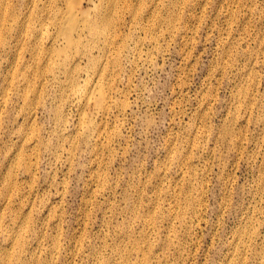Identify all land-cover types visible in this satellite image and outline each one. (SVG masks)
Masks as SVG:
<instances>
[{"label":"rangeland","instance_id":"obj_1","mask_svg":"<svg viewBox=\"0 0 264 264\" xmlns=\"http://www.w3.org/2000/svg\"><path fill=\"white\" fill-rule=\"evenodd\" d=\"M256 230L264 0H0V264H255Z\"/></svg>","mask_w":264,"mask_h":264},{"label":"bare ground","instance_id":"obj_2","mask_svg":"<svg viewBox=\"0 0 264 264\" xmlns=\"http://www.w3.org/2000/svg\"><path fill=\"white\" fill-rule=\"evenodd\" d=\"M69 13H70L69 11L62 12L59 11L58 9H55L52 14L53 20L55 21H60V19L63 16V18L61 19L63 20L61 26V35L64 40V45H65L64 47H68V49L65 50L64 52L59 51V54L61 56L66 55L68 50H70V48L75 43L74 31L76 30L77 27V21L74 18V16H72ZM226 135L227 133L223 134L224 138H226ZM254 239H255V264H264V233H262L259 230H256L254 234Z\"/></svg>","mask_w":264,"mask_h":264}]
</instances>
